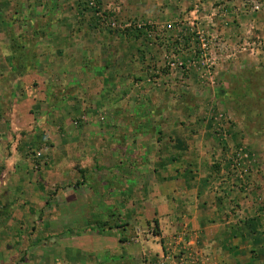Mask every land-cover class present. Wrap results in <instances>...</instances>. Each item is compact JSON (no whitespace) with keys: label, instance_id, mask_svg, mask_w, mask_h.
<instances>
[{"label":"rangeland","instance_id":"obj_1","mask_svg":"<svg viewBox=\"0 0 264 264\" xmlns=\"http://www.w3.org/2000/svg\"><path fill=\"white\" fill-rule=\"evenodd\" d=\"M225 137L262 221L264 0H0V264H158L154 208L192 185L159 173L228 174Z\"/></svg>","mask_w":264,"mask_h":264},{"label":"crops","instance_id":"obj_2","mask_svg":"<svg viewBox=\"0 0 264 264\" xmlns=\"http://www.w3.org/2000/svg\"><path fill=\"white\" fill-rule=\"evenodd\" d=\"M222 140L223 143L219 149L213 146L212 140L200 144L203 146L202 149L208 152L211 147L216 150L219 155L216 162L230 170L229 141L227 137ZM187 144L188 142L181 147L193 148L188 147ZM189 161L192 170L188 175L178 171L159 173L160 178L169 180L167 185L170 181L173 183L179 179L188 180L189 178H192V185L187 182L186 188L183 189L185 193L182 194L172 187L164 190L163 200L165 202L157 203L154 208L159 226L163 229L160 236L161 241L153 247L156 257L162 256L164 249H167L166 243L169 242L172 253L181 250L191 259L193 258L195 264H263L264 256H261L264 254L262 245L264 231L253 234L245 230V226L250 228L258 225L264 226V219L258 221L259 217H256L257 203L252 204L255 197L251 194L254 191L258 194L259 191L252 189L247 197L239 196V191L233 181L236 177L233 171L230 170L228 174L227 172L222 174L221 170L219 173L211 172L204 158L197 157ZM195 164L196 167L193 168ZM200 167L202 171L205 169L204 172L199 170ZM172 192L175 194L173 195ZM235 195L239 207L235 206L236 213L232 214L229 209L232 207L230 203ZM246 207H249L248 217ZM262 212L260 217L264 218V211ZM164 228L167 229V235H164ZM179 234L184 235L182 241L175 239V236ZM252 245L255 248H252ZM250 252L257 253L250 255ZM122 257L128 259L126 253H123ZM196 259L199 261L196 262ZM193 261L191 260L192 263Z\"/></svg>","mask_w":264,"mask_h":264},{"label":"built area","instance_id":"obj_3","mask_svg":"<svg viewBox=\"0 0 264 264\" xmlns=\"http://www.w3.org/2000/svg\"><path fill=\"white\" fill-rule=\"evenodd\" d=\"M230 168H231V171H233L235 176H237L238 178L241 177L245 172V169H244L242 162H241L240 149L239 148L237 149V151L234 152V157H232L230 160ZM160 258H159L160 264H183V263H185L183 259H175V260L172 259L171 260V258L164 257V256H160ZM167 259L168 260L170 259L171 263H170V260L167 263L163 262L164 260H167Z\"/></svg>","mask_w":264,"mask_h":264},{"label":"trees","instance_id":"obj_4","mask_svg":"<svg viewBox=\"0 0 264 264\" xmlns=\"http://www.w3.org/2000/svg\"><path fill=\"white\" fill-rule=\"evenodd\" d=\"M79 172H82V171H79ZM75 184H77V183H75ZM100 225L102 226L103 224H102V223H100Z\"/></svg>","mask_w":264,"mask_h":264}]
</instances>
